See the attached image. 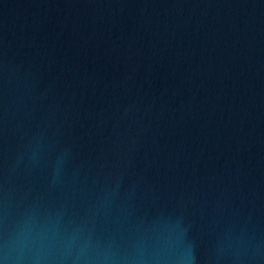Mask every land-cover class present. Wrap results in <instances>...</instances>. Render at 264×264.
Returning <instances> with one entry per match:
<instances>
[{
    "label": "water",
    "instance_id": "water-1",
    "mask_svg": "<svg viewBox=\"0 0 264 264\" xmlns=\"http://www.w3.org/2000/svg\"><path fill=\"white\" fill-rule=\"evenodd\" d=\"M0 264H264V0H0Z\"/></svg>",
    "mask_w": 264,
    "mask_h": 264
}]
</instances>
